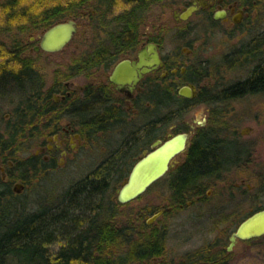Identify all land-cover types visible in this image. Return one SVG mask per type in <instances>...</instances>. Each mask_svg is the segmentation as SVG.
<instances>
[{"label": "rangeland", "instance_id": "374dc122", "mask_svg": "<svg viewBox=\"0 0 264 264\" xmlns=\"http://www.w3.org/2000/svg\"><path fill=\"white\" fill-rule=\"evenodd\" d=\"M38 1L0 0V65H5L8 68L27 65L36 71L38 84H40V89L36 84L35 89L25 92L26 97L30 96L36 100L32 103L37 106L33 111L26 112L21 108L23 107L21 102L24 97L23 92L12 85L10 86V84L0 89V143L3 140H8L9 137L12 138L11 142L5 143L6 157L0 154V160L4 164L11 161L14 167V178L25 184V189L23 188L24 190L16 194L9 191L11 185H8L9 188L7 187L6 193L0 195V214H30L38 210L43 204L56 202L68 187L79 178L89 174L109 154L121 152L122 155L124 151L122 144L129 135L127 134L129 127L121 124L111 126L103 131L90 132L80 127L76 114L66 110L72 106V102L82 98V87L92 80L93 73L91 68H88L91 65L84 66L83 61L80 62L90 53V38L95 35L105 37L106 29L95 28L84 20L78 24L79 32L62 50L35 53L33 51L34 45L40 35L51 25H43L44 21L35 24L27 17L22 18L20 22L12 21L4 12L5 7L9 5L14 12L22 10L26 11L28 15L36 14L43 8L59 6L62 18L57 19L56 22L74 19L81 16V13H84L86 19L90 16L91 9L95 8L94 0H42L39 1V3L43 2L41 6H35L34 4ZM175 1L162 0L160 8L155 4L151 5L152 2L146 4L144 9L135 5L136 8L133 10L135 12H143L144 10L145 17L148 14L146 21L159 14L163 20L167 19V23L161 25L159 31L162 37L161 53L167 62L184 61L193 57L207 59L208 66L206 65L205 68V77L199 78V80H201L200 85L211 87L210 91L214 92V96L210 98L212 101L209 105L187 107L178 116L174 112L170 114V110L173 108L171 103L160 108L159 114L161 120L164 121L162 122V132L163 134L166 132L177 133L179 129L184 130L186 119L201 120L204 117H209L211 119L209 123L215 129V134L218 133L221 120V134L237 135L236 138L245 146L253 145V161L252 165L248 167L249 169H242V167L240 172L224 170L222 173L226 183L238 181L240 177H245L253 185L254 190L258 192L254 200L251 199L250 201L247 197V200L240 205L241 215H246L251 210L264 206V93L241 94L237 99L221 97L220 102L217 99V92L219 87L229 86L245 76L247 65L243 59L253 53L258 54L259 51L264 54V43L253 48L256 43L249 38L254 32L255 26H253L254 28L245 27V32L248 34L245 33L244 36L240 35L239 30L236 32L235 28H225L224 25H221V32L207 29L206 26L191 30L173 26L169 7ZM110 3L119 4L120 8L125 6L127 9L123 0L114 2L108 0L105 4L107 7H104L101 2L99 5L104 13L110 12L112 9ZM129 5L131 7L133 2L131 1ZM113 9L116 10V7ZM113 12L111 13L113 14ZM111 13L109 16H112ZM255 21L264 23V9ZM82 31L85 32L84 36H81ZM141 31H143L142 28H140ZM262 36L264 37V35ZM188 43L197 47L193 55L190 56L186 55L185 51H181V47ZM81 65L84 67H79ZM185 80V77L169 76L162 79V84L170 87L171 90H176V87ZM65 81L70 84V90L74 94L73 98L59 100L60 106L56 107L59 109L49 110L48 102L53 101V96L58 95L60 90L57 89L56 91L55 89L62 87L63 91L66 90ZM46 96L48 97L46 98ZM151 109L147 107L146 113L148 115L151 114ZM57 113L59 117H55ZM89 115L86 114L85 119H89ZM24 118L25 122H23ZM129 121H133L135 127H139V123L141 124L140 117L133 116L131 113ZM16 122H20L21 125L15 128L12 124ZM58 122L63 125L71 124L70 126L73 128L79 127L82 130L81 140L78 141L76 138L73 140L75 148L60 158L58 160L60 163L52 165L50 168L44 165L42 156H39L33 163H26V160L37 152V148L46 143L48 133L55 128ZM245 126H250L251 130L241 134L240 131ZM222 128H224V132ZM139 144L135 148L133 147L134 151L139 150L140 152ZM217 176L218 173H211L203 181L204 183H212L214 186L216 193L214 198H218V188L220 187ZM121 182L122 178L114 180L110 184L107 199H110L116 208H111L110 210L113 211L111 213L108 209V202L103 200V204L107 207L103 218L108 219L112 225H117V228L131 224L134 230L128 231L129 234L139 232V224L143 223L144 220L142 216L139 219L135 218V214L132 212L138 211L137 209H141L145 205H155L161 202L157 196V184L154 182L136 198L120 203L117 201V189L120 188ZM3 187L0 185V189ZM165 193L167 194L166 191ZM198 208L199 206L194 204L186 209H174L173 213L158 218L153 227L141 231L143 238L150 236L153 232L160 235L159 264L193 263L200 255L207 258L217 257L219 250L223 251L221 256H223L222 259L226 261V264H264V234L245 240L238 239L232 248L227 250L229 235L239 222L221 221L218 223L211 219L196 217L195 213H197ZM12 215L14 214L9 216ZM150 217L145 218V220ZM65 244L64 241L58 239L49 243L48 248L52 247V249H48L50 257L53 258L58 247ZM108 251L109 248L105 247L103 250L97 251L96 254L109 258L106 255ZM111 251L114 252L112 248ZM123 252L118 251L115 253L116 256H110V264L130 262L124 258ZM3 264L15 263L9 260Z\"/></svg>", "mask_w": 264, "mask_h": 264}, {"label": "flooded vegetation", "instance_id": "af4514ba", "mask_svg": "<svg viewBox=\"0 0 264 264\" xmlns=\"http://www.w3.org/2000/svg\"><path fill=\"white\" fill-rule=\"evenodd\" d=\"M111 1L114 2L116 0ZM161 1L162 0H143L141 2H137L135 0V2L132 1L133 5L131 7L129 5L130 1H124L127 9H125V6L120 8L119 4L116 5L115 3H110L112 9L110 12L104 13L99 5L101 2L104 7H107L105 4L108 0H94L95 8L91 9L90 16L85 19L84 13H81V16L74 18L77 25V31L74 36L79 32L78 24L84 20H86L89 25H93L95 28L102 30L106 29V34L105 37H98L95 35L93 38H90V55L93 58L90 66L91 72L93 73L92 80H90V83H86L85 86L82 87V98L80 97L79 100H75L71 103V105H79L83 101L87 100L86 90L89 89V99L91 100L92 110L88 113L90 114L89 119H85L86 117L81 114L77 115L80 127L87 129L90 132H98L100 130L103 131L105 130L103 128L107 129V127L118 124L127 125L129 127L127 131V134L129 135L122 144L124 148L123 162L127 164L126 169H124L125 175L122 176V182L127 179L133 165L143 155V153L145 151L148 152L153 148V143L158 141V144H156V146H158L160 143L169 138L185 134V149L173 156L169 164V168L164 172V174L154 181L157 184V196L161 202L155 204L157 207H155V205H145L141 209H137L138 211L134 210L132 212L135 214V218L137 219L142 216L144 220L143 223L146 227H153L158 218L173 213L174 209H186L194 204L199 206L197 213H195L196 217H202L209 220L211 219L212 221L218 223L221 221L235 222L236 220V222L240 223L247 216L264 208V206L251 210L246 215H241L240 205L243 204V201L247 200V197L250 201L251 199L254 200L255 195L258 192L254 190L253 185L250 184L245 177H240L238 181L226 183L222 173L224 170H234L240 172L242 167V169L250 167L253 161L252 155L254 154V149H252L253 145L245 146L236 138L238 137L237 135L221 134V120L218 133L215 134V129H213L209 123L211 120L209 117H204L201 120L196 118H191L189 120L186 119L184 130L179 129L177 133L166 132V134H163L162 132V120L159 111L161 108L163 78L169 76L186 78V80L180 86L176 87V90H174L178 97L186 100L184 104L185 107L209 105L212 101L210 98L214 96V92L210 91L211 87L200 85L201 80H199V78L205 77L206 74L205 68L206 65L208 66L206 63L207 59L193 57L184 61L173 60L170 63L167 62L166 58L161 53L160 47L162 37L159 34L161 25H165L167 23V19L163 20L159 14L154 15L153 18H149V21H146L148 14L145 17L144 10L143 12H135L133 10L136 8L135 5H137L138 8L142 7V9H144L145 5H148L150 2H152L151 5L155 4L160 8ZM193 3L197 6V9L193 11L188 18L181 19L180 13L182 10ZM113 7H116V10L113 9ZM169 8V11H171L173 26L187 28L189 30L192 28L206 26L207 29L221 32V25H224V27L226 26L225 28H235L236 32L239 30L241 36H244L246 33L245 27L254 28L253 26H255V30L249 38L257 44L253 46V48L258 46V44L261 45L264 43V37L262 36L264 35V23L255 21L258 15L263 12L264 0H176ZM82 12L84 11L82 10ZM111 12H113V14ZM127 12L132 14V24L130 23V19L127 17ZM110 13L112 16H109ZM175 13L176 17L174 16ZM129 23L135 29L134 36L130 41L124 39L123 42H120L121 40L118 37L120 34L119 30H123ZM140 28H142L143 31L140 32ZM84 35L85 32L82 31L81 36ZM114 43L125 44L128 46L122 53H118L114 60H101L100 56L105 53V50L113 51L112 46ZM148 44L155 45V49L158 51L163 64L158 65L155 68L151 67L148 72H144L141 75L137 69L135 81L133 80L132 82L120 84L113 81L111 74L114 67L122 60H127L131 65L133 63H137L138 52ZM196 48V45L188 43L187 45H183L181 47V51H185V54L190 56L193 55ZM33 51L35 53H49V51H45L41 48L40 38L34 45ZM243 62L247 65L245 76L239 78L234 83H246L257 73L264 72V54L260 51L258 54L253 53L248 55L243 59ZM187 84H192L195 88L191 92V96L179 94V89ZM64 86H66V90L64 91L62 87L55 89L56 91L57 89L60 90L58 95L53 96V101L48 102V105L52 107L49 110L59 109L56 108L60 106L59 100L62 101L68 98V100H70L73 98L74 94L70 90V84L65 81ZM228 87L229 86L222 88L219 87L217 92L218 101L221 102V97L237 99L241 94L264 93V87L254 89L246 87L238 94L222 96L221 94L228 91ZM147 107L152 108V112L149 115L146 113ZM130 113L133 116L136 115L140 117L141 124L139 123V127H135L133 121H129ZM55 117H59L58 113ZM100 119H102L101 122ZM99 123L104 124L102 129L98 126ZM70 125L71 124L63 125L58 122L55 128L48 133L46 143L37 148V152H35L34 155L37 158L42 156V161L48 168L52 165L60 163L58 160L63 158L69 150L75 148V143L73 142L74 138L78 141L81 140L83 133L82 130L79 127L73 128ZM222 129L224 132V128ZM243 129L250 131L251 127L245 126ZM242 130L240 131L241 134H243ZM137 144H139V148H141L140 152L139 150L134 151ZM119 153L121 152H117V154ZM29 158L26 160V163H29L27 162ZM29 161H31V159ZM188 163L191 166H199L202 175L198 176L191 184L190 190L192 192L190 190V192H178L179 183L176 179L177 173ZM13 168L14 167L11 161H7L6 164H4L3 161L0 162V185L4 186L0 189V195L6 193L9 188L8 185H11V189L9 188V191L13 192V194L20 193L25 189L24 182L14 178ZM211 173H218L217 177L220 186L218 188V198H214L216 193L212 183L203 182L207 175ZM148 217L150 218L145 220V218ZM59 241H64L66 243V239L63 237H60ZM65 245H60L58 247V251L65 247ZM104 248L105 247L98 248L93 246L90 248V251L95 253L99 250H103ZM46 249H52V247L48 248L47 245ZM159 256L160 255H153L151 258L147 259V261L126 262L122 264H159ZM215 259H217L216 262H221V256L217 255ZM100 264H110V262Z\"/></svg>", "mask_w": 264, "mask_h": 264}, {"label": "trees", "instance_id": "16d2710c", "mask_svg": "<svg viewBox=\"0 0 264 264\" xmlns=\"http://www.w3.org/2000/svg\"><path fill=\"white\" fill-rule=\"evenodd\" d=\"M39 1L34 5L41 6L43 2L39 3ZM123 1L135 2V0ZM136 1L141 2L143 0ZM12 9L13 8L9 5L5 7L4 12L8 14L12 21L17 22L27 17L28 20L34 21L35 24L39 21H44L43 25L47 26L54 24L57 19L60 20V18H62V14L59 12V6L46 9L43 8L38 13H32L31 15L26 14V11L21 10L19 12H14ZM127 17L132 24V14L130 12H127ZM130 23L123 30H119L120 34L118 37L121 40L120 42H123L124 39L130 41L134 36L135 29ZM127 46L128 45L125 44L114 43L112 46L113 51L105 50V53L100 56V59L112 61L116 58L117 54L122 53ZM92 60L93 58L89 53L84 59L80 60V62L83 61L82 63H84V66L87 64L90 66ZM84 66L81 65L79 67ZM36 76V71L27 65L18 68H8L5 65H0V89L7 84L16 87L24 93V97L21 99L23 103V107H21L22 110L25 112L29 110L33 111L37 106L32 102H36V100H33L30 96L26 97L25 92H28L30 89H35L36 84L38 85V89H40V84H38L39 81ZM246 87L252 89L264 87V72L257 73L246 83H233L229 85L227 88L228 91L221 95L228 96L238 94ZM89 93V89H87V100L79 105L72 104V106L68 107L66 110L76 115L81 114L82 116H85L86 113H90L92 108ZM47 97L48 96H46V98ZM185 101V99L178 97L176 92L174 90L172 91L170 87L162 84L161 108L171 103L173 108H171L170 114L174 112L178 116L187 108L184 106ZM49 108L52 107L49 106ZM20 116L22 117L23 115L21 114ZM101 121L102 119H100V122ZM23 122H25V118ZM12 125L16 128V126L21 125V123L16 122ZM98 126L102 129L104 124L99 123ZM7 139L8 140H3L0 143V154L5 157V143L12 141L11 137ZM30 159L32 161H29ZM37 159L35 155H32L27 162L33 163V161ZM123 161V154H109L108 157L101 161L89 172V174L79 178L68 187L66 191L59 196L60 198L56 200V202L43 204L38 210L30 214L10 213L14 215L9 216L10 214L1 213L0 263L3 264L10 260L15 264H100L109 263L110 256H116L115 253H118V251H124L123 256L127 261L141 262L144 260L147 261V259L151 258L153 255H159L161 248L160 235L153 232L150 236L143 238L141 231L148 228L144 223L139 224V230L137 229L139 232L129 234L128 231L134 230L131 224H126L117 228V225L113 224V226L108 219L103 218V215L106 214L105 209L107 208L106 205L103 204V200L108 202L109 210L115 207L112 201L107 199V192L110 184L114 180L120 179L125 175L124 169H126L127 164ZM201 175L202 172L199 166H191L189 163L184 165L176 176L177 182L179 183L177 191H189L193 181ZM110 212L113 213L112 210H110ZM60 237L66 239V245L55 252L54 257L51 258L50 252L46 249V246L57 239L59 240ZM93 246L98 248H109V251L106 253L109 258L101 255L97 256L96 252H91L90 248ZM111 248L114 251L113 253ZM219 251V256H221L223 251ZM222 257L223 256H221V262L218 263L216 262L217 259H215L216 256L207 258L204 255H200L193 263L226 264V261H224Z\"/></svg>", "mask_w": 264, "mask_h": 264}, {"label": "water", "instance_id": "95a60500", "mask_svg": "<svg viewBox=\"0 0 264 264\" xmlns=\"http://www.w3.org/2000/svg\"><path fill=\"white\" fill-rule=\"evenodd\" d=\"M197 6L193 3L184 8L180 13L181 19L188 18ZM176 17V13L174 15ZM77 31L75 19H67L54 23L40 35V46L43 50L55 52L62 50L65 45L71 40ZM163 61L160 58L154 44L144 46L138 52L137 63L129 64L127 60L120 61L111 74V78L116 83H127L136 80V71L139 74L148 72L151 67L155 68L162 65ZM141 68V69H139ZM192 84H187L179 89V94L191 96L194 90ZM248 130L243 129L245 134ZM158 141L153 143V148L144 152L143 155L133 165L127 179H125L121 187L117 189V200L120 203L128 202L141 193L148 186L159 178L169 168V164L175 154L184 150L185 134L177 135L169 138L158 146ZM264 234V208L259 209L244 220H242L234 231L229 235V243L227 250H230L238 239L245 240L252 237L261 236Z\"/></svg>", "mask_w": 264, "mask_h": 264}, {"label": "bare ground", "instance_id": "6f19581e", "mask_svg": "<svg viewBox=\"0 0 264 264\" xmlns=\"http://www.w3.org/2000/svg\"><path fill=\"white\" fill-rule=\"evenodd\" d=\"M245 41V40H244ZM256 45V44H255ZM260 45V44H259ZM253 46V45H252ZM253 60V59H252ZM240 61V60H239ZM246 62H247V60H246ZM183 82V81H182ZM224 85V84H223ZM222 86V85H221ZM133 124V123H132ZM72 128V127H71ZM226 128V127H225ZM237 141V140H236ZM184 149H185V146H184ZM223 203V202H222ZM167 209V208H166ZM26 212H27V210H26ZM237 221V220H236ZM235 221V222H236Z\"/></svg>", "mask_w": 264, "mask_h": 264}]
</instances>
